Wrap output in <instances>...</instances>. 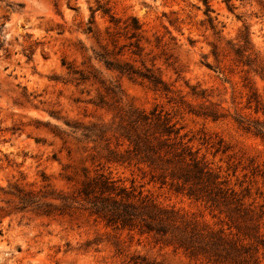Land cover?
<instances>
[{
	"label": "clouds",
	"instance_id": "obj_1",
	"mask_svg": "<svg viewBox=\"0 0 264 264\" xmlns=\"http://www.w3.org/2000/svg\"><path fill=\"white\" fill-rule=\"evenodd\" d=\"M66 2L58 0L61 8ZM24 3L28 6L21 9ZM98 3L108 6L105 0H88L93 9ZM230 5L240 19L228 37V63L210 53L205 61L214 69L207 75L231 85L214 98L223 105L219 112L186 103L172 75L174 69L183 82L182 66L172 62L166 43L152 47L151 32L136 33L149 43L143 55L138 50L123 62L114 59L106 41L75 34L83 47L70 71L79 69L88 84L70 93L67 104L57 99L54 115L44 117L56 133L50 139L60 140L72 155L58 169L61 183L32 186L41 203L70 219L60 228L33 221L6 232L0 264H264V181L249 177L250 192L242 173L233 177L227 171L237 160L246 163L249 151L264 158V114H257L264 113V0H230ZM39 7L35 0H0V17L21 13L12 15L4 39L19 34L23 18L25 30L44 26L48 13ZM120 7L117 30L129 53L132 43L126 37L135 31L133 17L167 23L160 16L161 0H120ZM169 19L175 23L173 16ZM61 75L77 79L69 72ZM229 94L234 99L245 94L252 103L247 108L233 103ZM75 96L79 102L72 104ZM29 99L35 105L49 97ZM4 108L16 111L7 103ZM212 120L224 126H212ZM181 125L180 135H169ZM4 150L19 170V157L7 145ZM8 187L0 181V188ZM7 200L0 198V209L10 207ZM18 219L9 217L13 224Z\"/></svg>",
	"mask_w": 264,
	"mask_h": 264
},
{
	"label": "rangeland",
	"instance_id": "obj_2",
	"mask_svg": "<svg viewBox=\"0 0 264 264\" xmlns=\"http://www.w3.org/2000/svg\"><path fill=\"white\" fill-rule=\"evenodd\" d=\"M35 3L40 6L39 11L48 13L44 26L37 24L34 28L28 27L25 30L27 18H23L19 34L4 39L5 26L13 24L12 15L20 16L21 13H6L0 17V50L3 51V55H0V181H7L9 184L7 189L0 188V198L7 197L4 192L12 183L32 187L44 184V176L55 183H61L57 179L60 174L58 169L61 162L68 158L67 151H60V140L50 139L54 137V129L44 117L54 115L57 99L64 100L67 104L69 94L81 87L61 75L62 72H68L62 60L65 57L68 62L74 63L78 58L83 43L75 38L76 33L96 41L93 32L86 31L88 27L93 26L94 31H105L108 26L118 28V25L111 22V16L119 21L122 19L120 0H105L107 7L98 3L95 9L88 4V0H67L62 8L58 0H35ZM161 3L160 16L167 23L159 24L157 20L141 21L137 18L142 29L151 32L152 47L159 49L162 43H166L169 57L174 58L172 62L182 66L183 82L174 69L172 75L175 77L173 83L180 85L187 97L186 103L196 108L219 112L223 105H216L214 98L218 95V90L231 89V85L227 80L221 83L207 75L214 69L205 61L209 53L214 59L213 45L218 44L224 52L221 63H228L231 45L228 37L236 33L239 16L229 8L230 0H209L212 8L209 13L206 12L203 0H196V3H192V0H161ZM27 6V3L20 5L21 9ZM170 15L174 17L175 23L169 19ZM234 15L235 18L232 19ZM36 19L40 20L41 17L37 16ZM123 42L124 37H121L120 43ZM148 43L149 40L143 38V46ZM110 49H113L111 44ZM130 57L134 56L128 53L124 58L127 60ZM40 96H47L49 99L41 101V104H31L29 98L34 100ZM228 99L233 103L238 100L246 108L252 103L245 94H239L235 99L229 94ZM70 102L78 103L79 97L71 98ZM6 103L16 111H7L4 108ZM44 103L50 107L43 108L41 105ZM189 114L195 116V112ZM210 123L217 128L224 126L223 121L217 123L212 120ZM5 145L19 157V170L11 153L5 152ZM217 152L223 155L219 149ZM55 153L58 154V159L54 158ZM246 161L237 160L235 167H229L227 171L233 177L242 173L240 179L245 181L243 187L251 192L253 189L247 183L249 177L257 183L264 181V158L249 151ZM241 164L243 167H240ZM9 176L12 177L11 180L8 179ZM190 199L191 197L184 195L185 201ZM259 200L260 197L257 196V201ZM14 205L15 203H10V208ZM204 212L210 220L214 219L208 208ZM10 216H19L20 219L13 224L9 220ZM69 219L66 213L46 215L32 210L14 211L1 218L0 243L4 242L6 232L11 235L14 228L22 230V227H28L33 221H39L41 227L60 228ZM17 251L22 252L23 249L17 245Z\"/></svg>",
	"mask_w": 264,
	"mask_h": 264
},
{
	"label": "trees",
	"instance_id": "obj_3",
	"mask_svg": "<svg viewBox=\"0 0 264 264\" xmlns=\"http://www.w3.org/2000/svg\"><path fill=\"white\" fill-rule=\"evenodd\" d=\"M203 1L206 5V12H208V13L211 12L212 8H211V5L209 3V0H203ZM229 8L233 9V7L231 5H229ZM106 11L107 10L105 8L104 12H106ZM132 21H133V26L135 28V31H133L132 37H126L132 43V48H131L130 53L128 51V45L125 42L120 43V39L122 36L118 32L117 28L112 27V26H108V27H106L105 31H100V30L94 31V27L90 26L87 28L86 31L87 32H93V37L95 38L97 43H99L101 40H104L107 42L108 45L111 44L113 46V49H111V52L114 54V59L123 62V61H126V59L124 57L128 53L132 56H136V55H138V50H139V54L143 55L144 48H145L142 44L143 38H136V33L141 31L142 25L140 24L139 20L136 17H133ZM111 22L114 23V25H118V23L120 21L117 20L114 16H111ZM229 52L230 51H228V53ZM212 55H213L215 60H217L218 62L221 63L222 62V60H221L222 55H224L223 49L218 44L213 45ZM62 61H63L62 64L67 68L70 75L77 78L75 81L77 85H83V84L88 83V78L83 77L81 72L79 71V69H77L75 72L70 71L71 65L73 63L68 62L65 57L63 58ZM208 65L210 66V64H208ZM219 66H220V64L218 63L217 67H219ZM249 102L251 103L252 101L249 100ZM183 127L184 126L181 125L180 128L174 129L171 133H169V135H171V136L180 135L181 132L183 131ZM52 131L54 133V136H56L55 131L54 130H52ZM189 142H191V139L189 140ZM51 144L53 145L54 142H52ZM63 150L67 151L68 157H70L72 155L71 150L65 149L64 144L62 143V148L60 149V151H63ZM54 158L58 159L57 153L54 154ZM113 163L119 164L120 162L114 161ZM43 181L45 182L44 184H47L49 182V179L46 178V176H44ZM4 193L8 197V200L6 202L9 205H10V203H15V205L12 208L9 207L6 210L0 209V212L3 213V215H0V222H1L2 217L6 216V215H10L14 211L22 212V211L32 210V211H36V212L46 214V215L63 214L64 213V212H61L57 208H51L50 209L47 207V205L45 203H41V200L43 198L40 195V193L35 192L33 190V187H26V186H22V185H19L16 183H12V184H10V188L8 190H6ZM211 206H212V204H211V202H209V207H211ZM105 224H106V222H105Z\"/></svg>",
	"mask_w": 264,
	"mask_h": 264
}]
</instances>
